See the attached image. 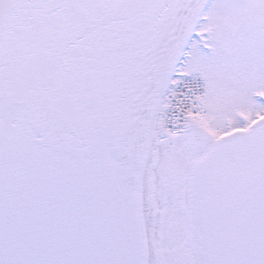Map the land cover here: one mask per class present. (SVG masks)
<instances>
[{
  "label": "snow or ice",
  "instance_id": "snow-or-ice-1",
  "mask_svg": "<svg viewBox=\"0 0 264 264\" xmlns=\"http://www.w3.org/2000/svg\"><path fill=\"white\" fill-rule=\"evenodd\" d=\"M0 264H264V0H0Z\"/></svg>",
  "mask_w": 264,
  "mask_h": 264
}]
</instances>
